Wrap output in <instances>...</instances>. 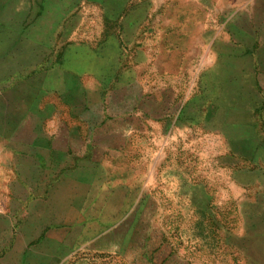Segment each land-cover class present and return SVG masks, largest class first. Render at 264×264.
I'll use <instances>...</instances> for the list:
<instances>
[{
	"label": "rangeland",
	"instance_id": "rangeland-1",
	"mask_svg": "<svg viewBox=\"0 0 264 264\" xmlns=\"http://www.w3.org/2000/svg\"><path fill=\"white\" fill-rule=\"evenodd\" d=\"M0 264H264V0H0Z\"/></svg>",
	"mask_w": 264,
	"mask_h": 264
}]
</instances>
